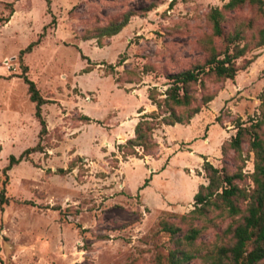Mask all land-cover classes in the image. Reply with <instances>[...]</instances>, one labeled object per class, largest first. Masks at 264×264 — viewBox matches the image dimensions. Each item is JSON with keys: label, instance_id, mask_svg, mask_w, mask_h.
Returning <instances> with one entry per match:
<instances>
[{"label": "rangeland", "instance_id": "obj_1", "mask_svg": "<svg viewBox=\"0 0 264 264\" xmlns=\"http://www.w3.org/2000/svg\"><path fill=\"white\" fill-rule=\"evenodd\" d=\"M48 1L0 0V21L9 18L0 24V189L4 184L9 199L0 207L3 264H157L190 227L201 228L192 247L199 255L227 243L231 218L217 211L206 219L188 216L198 187L208 183L204 160L230 172L241 166L243 185L252 188L254 155L247 144L243 163L232 151L223 156L221 147L236 134L238 121L260 113L264 47L246 55L252 63L234 81L206 82L217 96L189 125L161 126L154 132L158 148L151 155L137 149L141 158L123 159L118 146L133 137L140 115L155 110L149 90L164 92V75L203 61L200 41L211 32L207 14L229 0ZM151 2L156 8L133 17L119 34L104 39L102 48L95 39L83 40L111 19ZM226 18L227 31L252 23L246 39L264 28V10L251 6ZM39 38L30 53L20 56ZM87 66L92 71L82 74ZM23 67L49 101L42 106L47 135L41 140L26 85L13 77ZM39 141L43 152L5 171L10 156L18 158ZM59 169L68 171L60 174ZM161 221L181 232L172 237ZM185 264L204 263L198 256Z\"/></svg>", "mask_w": 264, "mask_h": 264}, {"label": "trees", "instance_id": "obj_2", "mask_svg": "<svg viewBox=\"0 0 264 264\" xmlns=\"http://www.w3.org/2000/svg\"><path fill=\"white\" fill-rule=\"evenodd\" d=\"M45 1L49 4L48 0ZM245 5L263 13V0H229L221 8L209 10L206 20L211 32L200 41L205 53L203 61L196 62L183 71L164 75L168 86L164 92L160 93L156 87L149 90L148 100L155 110L140 115L134 127L133 137L118 146L123 159L129 156L139 157L137 149L142 150L144 156L151 155V152L158 148L154 140L155 130L161 126L189 125L190 121L214 100L217 93L209 91L207 81L213 83L234 81L238 72L246 70L252 63L245 57L251 51L264 47V28L256 37L250 39H246L245 31L251 27V22L249 25L239 23L229 31L225 28L226 14ZM6 6L12 12V4L8 3ZM154 8L156 4L151 2L141 10H128L105 25L95 28L90 35L84 36L83 40L95 39L97 47L102 48L104 39L116 36L133 17H143ZM8 21L9 18L1 19L0 24L4 25ZM215 40L220 42L219 46ZM39 42L40 38L30 43L20 51V56L30 53ZM110 68L114 71V66L110 65ZM91 71V67L87 66L82 74ZM26 73L27 69L23 67L22 73L13 77L21 78L26 85L29 100L34 104V116L39 123L38 136L41 140L47 135L42 106L49 101L41 96L35 83L26 76ZM259 110L257 117L246 122L238 121L234 126L236 134L221 147L223 156L232 151L236 160L243 163L245 161L242 156L243 144H247L248 151L254 155V171L249 176L252 188L248 189L243 185L246 176L242 173L241 166L230 172L224 166L219 169L204 160L202 170L208 183L198 187L193 197L194 209L188 216L193 220L206 219L209 213L217 211L231 218V223L225 229V234L229 236L228 242L199 255V251L192 247L201 233V228L190 227L181 237H177L181 230L172 223L161 221L162 230L172 237H177V247L169 252L165 262L158 259L157 264H185L198 256L204 264H264V94L261 96ZM138 113L141 114L142 111ZM82 119L86 122L91 121L86 115ZM42 150L43 146L39 141L34 147L24 150L18 158L10 156L5 171L18 165L30 154L43 152ZM67 171L59 169L58 173L65 174ZM8 202L3 184L0 189V207ZM185 217L187 216L183 218ZM0 264H3L1 259Z\"/></svg>", "mask_w": 264, "mask_h": 264}, {"label": "crops", "instance_id": "obj_3", "mask_svg": "<svg viewBox=\"0 0 264 264\" xmlns=\"http://www.w3.org/2000/svg\"><path fill=\"white\" fill-rule=\"evenodd\" d=\"M137 121H135L134 125L136 124ZM133 133V132H132Z\"/></svg>", "mask_w": 264, "mask_h": 264}]
</instances>
